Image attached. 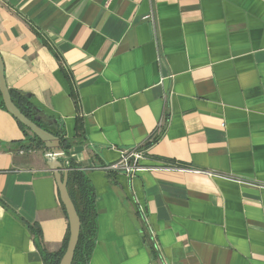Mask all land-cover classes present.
<instances>
[{"label":"crops","instance_id":"0c3cea01","mask_svg":"<svg viewBox=\"0 0 264 264\" xmlns=\"http://www.w3.org/2000/svg\"><path fill=\"white\" fill-rule=\"evenodd\" d=\"M0 57L87 169L88 264H264V0H0ZM25 139L0 108V264H44L68 229ZM134 147L149 170L102 169Z\"/></svg>","mask_w":264,"mask_h":264},{"label":"trees","instance_id":"16d2710c","mask_svg":"<svg viewBox=\"0 0 264 264\" xmlns=\"http://www.w3.org/2000/svg\"><path fill=\"white\" fill-rule=\"evenodd\" d=\"M35 34L41 39L40 35L35 31ZM58 59V57H57ZM59 60V59H58ZM11 95V99L14 105L19 109V111L28 119L34 120L35 116L43 115L45 121L35 122L39 127L49 132L53 136L59 138L61 149L64 152V158L59 161L62 164V168L66 171V189L67 193L75 207L79 221H80V230L78 242L75 247L74 256L71 264H88L91 254L95 246V237H96V211H95V194L93 187L87 177V169L81 168L78 164L71 161L67 156L68 148L71 143H66L63 138V133L61 127L55 119L45 116L38 108H36L28 94L22 92L13 91L8 89ZM0 108L6 110L0 95ZM17 124L22 129L28 142H34L31 146L38 147L42 143L33 136L25 127H23L19 122ZM156 141L154 139L148 146L153 144ZM16 149H31L28 145L21 143H14ZM65 215V209L61 205ZM68 220V218H67ZM32 231V230H31ZM33 236L37 242V246L40 248V237L37 231H32ZM70 236V227L68 222V229L65 235L62 250L57 255H51L43 251L41 248V257L44 261V264H59L60 259L65 253V250L68 245Z\"/></svg>","mask_w":264,"mask_h":264},{"label":"water","instance_id":"95a60500","mask_svg":"<svg viewBox=\"0 0 264 264\" xmlns=\"http://www.w3.org/2000/svg\"><path fill=\"white\" fill-rule=\"evenodd\" d=\"M0 95L3 102V105L6 111L23 127H25L33 136H35L43 145L44 159L49 171L52 172L60 202L62 203L70 227V236L67 248L64 255L60 259L59 264H71L74 256L75 247L78 242L79 230H80V221L75 210V207L67 193L66 189V171L62 168V164L59 161L64 158V152L61 149L59 138L53 136L49 132L45 131L39 127L35 122L45 121L43 115H38L34 117V120H30L25 117L19 109L14 105L10 92L7 88L3 62L0 57Z\"/></svg>","mask_w":264,"mask_h":264},{"label":"built area","instance_id":"2783aa9c","mask_svg":"<svg viewBox=\"0 0 264 264\" xmlns=\"http://www.w3.org/2000/svg\"><path fill=\"white\" fill-rule=\"evenodd\" d=\"M145 20H153L152 15L146 16ZM144 158V151L138 147H134L132 149H122L120 150L119 160L113 164L107 165L102 169L106 172H115L124 174L128 177H133L141 171L149 170L143 166H141V161ZM168 169H175L172 167H168ZM196 173H201L199 171H195ZM203 173V172H202ZM208 174V173H206Z\"/></svg>","mask_w":264,"mask_h":264}]
</instances>
